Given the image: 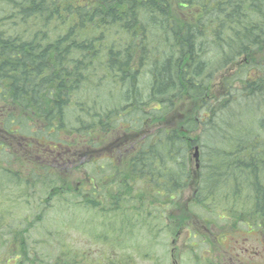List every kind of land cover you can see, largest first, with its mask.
<instances>
[{
  "label": "trees",
  "instance_id": "obj_1",
  "mask_svg": "<svg viewBox=\"0 0 264 264\" xmlns=\"http://www.w3.org/2000/svg\"><path fill=\"white\" fill-rule=\"evenodd\" d=\"M0 2V181L24 180L50 208L85 185L102 215L157 214L170 234L195 183L190 211L232 198L264 250V0ZM32 212L0 264L45 263L28 233L47 212Z\"/></svg>",
  "mask_w": 264,
  "mask_h": 264
},
{
  "label": "rangeland",
  "instance_id": "obj_2",
  "mask_svg": "<svg viewBox=\"0 0 264 264\" xmlns=\"http://www.w3.org/2000/svg\"><path fill=\"white\" fill-rule=\"evenodd\" d=\"M224 73L219 74L214 83L220 81ZM194 154L198 155V151ZM83 170L86 175L90 172L89 167ZM78 177L76 174L74 178ZM23 181L18 182L16 178L0 181V201L9 204L13 217L10 223L1 226L0 246L11 226L24 228L23 218L32 215V211L35 215L47 212L43 221L31 220L34 227L28 233L33 256L44 264L57 255L66 261L76 258L78 261L86 260L82 264H99L102 259L125 258L133 254L138 264H264V250L259 248L258 233H247L245 214L239 217L241 213L236 208L231 209L232 198L221 197L217 204L207 202L208 210L195 208L192 212L188 209L195 183L180 198L185 210L179 209L177 215L179 219L180 215L185 219L184 225L178 219L174 220L171 229L174 233L170 234L166 229L168 221L154 219L157 214L149 220L145 216L133 217L130 212L128 215L121 212L102 215L87 205L93 200L85 185L79 187L77 184L76 188L82 191L77 195L66 194L52 208L49 204L39 207V200L46 196L35 189L24 197ZM241 203L245 210L251 206L250 201L246 202L247 205L242 200ZM101 219L106 221L102 228Z\"/></svg>",
  "mask_w": 264,
  "mask_h": 264
},
{
  "label": "bare ground",
  "instance_id": "obj_3",
  "mask_svg": "<svg viewBox=\"0 0 264 264\" xmlns=\"http://www.w3.org/2000/svg\"><path fill=\"white\" fill-rule=\"evenodd\" d=\"M47 7V6H46ZM33 13V12H32ZM21 17V16H20ZM29 18V17H28ZM32 21H34V20H32ZM38 21V20H37ZM249 22H251L250 21V19H249ZM110 23V22H109ZM244 26V25H243ZM260 26H261V24H260ZM250 28V27H249ZM17 36V35H16ZM72 51V50H71ZM73 52V51H72ZM154 54V53H153ZM264 72V71H263ZM142 74H144V73H142ZM141 75V74H140ZM144 78V77H143ZM86 106V105H85ZM95 107V106H94ZM84 112V111H83ZM219 152V151H218ZM230 171V170H229ZM263 172V171H262ZM261 174V173H260ZM232 176V175H231ZM250 176V175H249ZM261 178V177H260ZM257 183V182H256Z\"/></svg>",
  "mask_w": 264,
  "mask_h": 264
}]
</instances>
